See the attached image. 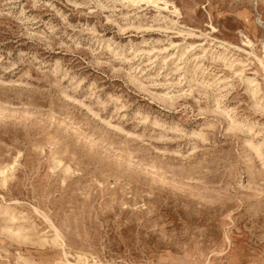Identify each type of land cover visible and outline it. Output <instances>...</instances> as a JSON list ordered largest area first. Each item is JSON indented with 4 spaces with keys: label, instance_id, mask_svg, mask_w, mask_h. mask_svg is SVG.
I'll return each mask as SVG.
<instances>
[{
    "label": "rangeland",
    "instance_id": "374dc122",
    "mask_svg": "<svg viewBox=\"0 0 264 264\" xmlns=\"http://www.w3.org/2000/svg\"><path fill=\"white\" fill-rule=\"evenodd\" d=\"M263 43L264 0H0V264H264Z\"/></svg>",
    "mask_w": 264,
    "mask_h": 264
},
{
    "label": "bare ground",
    "instance_id": "6f19581e",
    "mask_svg": "<svg viewBox=\"0 0 264 264\" xmlns=\"http://www.w3.org/2000/svg\"><path fill=\"white\" fill-rule=\"evenodd\" d=\"M126 1H128V2H131V3H136V2H138V1H140V0H126ZM147 2H154V3H157V0H146ZM166 5V4H165ZM177 10V8L174 6V11H176ZM250 40H248V42H249ZM263 48H264V43H263ZM220 57V56H219ZM186 61V60H185ZM184 64V63H183ZM186 65V64H185ZM197 71V70H196ZM196 74V73H195ZM185 75V74H184ZM134 78V77H133ZM190 80V79H189ZM252 81V80H251ZM250 81V82H251ZM252 89V88H251ZM257 93V87H254V89H253V91H252V94L253 95H255ZM166 94V93H165ZM256 96V95H255ZM241 124V123H240ZM260 153V152H259ZM3 170H0V173L1 174H3ZM56 236H59V234H58V232H56ZM68 264V263H67ZM72 264H74V263H72ZM93 264V263H92Z\"/></svg>",
    "mask_w": 264,
    "mask_h": 264
}]
</instances>
